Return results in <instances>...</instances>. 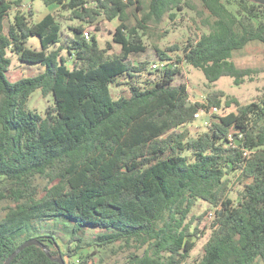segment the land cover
<instances>
[{"label": "trees", "instance_id": "obj_1", "mask_svg": "<svg viewBox=\"0 0 264 264\" xmlns=\"http://www.w3.org/2000/svg\"><path fill=\"white\" fill-rule=\"evenodd\" d=\"M43 1L79 24L64 34L55 14L34 22L22 0H0V264L32 239L25 236L36 222L58 217L72 222L66 251L53 233L35 239L66 264L85 245L116 244L145 249L128 264H185L195 247L191 237L207 231L202 257L187 264H264V92L246 105L223 93L191 103L187 86L176 83L185 62L210 83L227 76L242 84L250 71L233 56L264 44V5L199 0L209 32L183 49L171 47L182 50L176 63L158 50L157 62L166 65L153 73L132 58L146 52L140 30L166 15L174 19L187 0ZM131 6L142 14L134 26ZM101 18L120 21L112 38L119 51L84 37L86 26L99 31ZM30 37L39 38L40 50L26 46ZM9 50L44 71L11 83ZM122 84L130 95L113 99L110 86ZM37 90L54 99L45 116L28 108ZM222 107L235 111L210 116L206 130L191 136L186 126L200 110ZM231 174L243 186L237 200L228 195ZM198 201L214 207L215 218L191 233ZM11 264L58 263L32 245Z\"/></svg>", "mask_w": 264, "mask_h": 264}, {"label": "rangeland", "instance_id": "obj_2", "mask_svg": "<svg viewBox=\"0 0 264 264\" xmlns=\"http://www.w3.org/2000/svg\"><path fill=\"white\" fill-rule=\"evenodd\" d=\"M187 2L188 4L183 7V10L176 12V17H174V19L166 15L161 23L156 24L152 22L148 24L147 29L140 30L144 45L146 46V52L133 56L132 58L134 61L148 62L149 69H152V64L160 60L157 51L161 50L167 51L172 57L171 61L176 63L177 57L183 56L182 50L170 51L169 49H171V47L177 45L180 49H183L189 40H195L202 34L209 32V25L206 23L208 15L204 11L201 2L199 0H187ZM22 6L21 9L32 10L34 13V22H38L41 18L46 16V14H55L62 23L64 34L70 33L68 27L79 24L78 21L70 20L69 13L62 12L57 5L46 6L43 0H22ZM127 13L129 16V23L132 26L136 25L137 21L142 17V14L135 11V6H131ZM12 17L13 13L11 15V18ZM119 24L120 21L118 19L109 21L105 18H101L98 27L99 31H95L94 26H86V29L97 37L102 48L112 47V51L117 52L120 50V46L113 43L112 38ZM26 46L33 50L41 49L40 41L37 37H30ZM63 55H66L65 51ZM8 58L10 59L11 65L6 74L11 83H15L22 78L35 77L44 71V67L40 64L20 62L17 55L10 50L8 51ZM233 61L239 68L250 71L240 85H235L234 79L227 76L220 78L215 83H210L201 70L185 62L178 64L180 74L176 77V83H184L187 86L191 103L206 104L208 97L213 93H223L226 97H234L242 105L256 102L264 92V44L260 42L251 43L244 50L237 51L233 56ZM68 65L71 67L70 62ZM153 73H155V71ZM151 77L155 78L157 75L155 74ZM145 79L146 76L143 77L142 81ZM110 91L115 100L122 96L127 97L130 95L129 87L126 84L120 86L112 85L110 86ZM222 99H225V97ZM53 104L54 99L52 95L44 96L41 90H37L29 99L28 108L45 116L47 109L53 106ZM202 110L205 111V115L202 114L199 118H196L192 124L186 126L193 137L206 130V119H209L206 115L213 117L222 116L231 111H235V107L227 110H224L223 107L219 110H214V108ZM228 178L232 181L228 195L230 198L237 200L238 193L242 190L243 186L236 182L235 174L229 175ZM37 183L41 188L47 185V182L44 180H38ZM6 204L8 203L4 205ZM215 211L216 209L209 204L198 201L190 213L192 219L190 228L191 233H193L196 225H199L201 230L208 228L215 218ZM199 217H203L201 223L194 220ZM35 225L36 228L27 233L25 236L26 238L30 237L35 239L40 235L53 233L58 237V241L62 248L65 251L67 250L68 240L72 232V222L58 217L56 219L36 222ZM208 237L209 231H207L204 236L198 234L191 237V240L195 243V247L185 264L202 257L204 253L203 245ZM144 250L145 249L136 250L135 248H128L124 244H116L107 248L89 247L85 245L78 254L71 258L67 257L66 261L67 264H83V260H87V264H128L132 253L143 254ZM78 259L81 261L80 263H77Z\"/></svg>", "mask_w": 264, "mask_h": 264}, {"label": "water", "instance_id": "obj_3", "mask_svg": "<svg viewBox=\"0 0 264 264\" xmlns=\"http://www.w3.org/2000/svg\"><path fill=\"white\" fill-rule=\"evenodd\" d=\"M248 1H250V2H253V3H256V4H260V5H264V0H248ZM79 37H80V35H77L76 36V39H79ZM32 245H36V246H39V247H41L44 251H45V253H46V255L52 260V261H54V262H57L58 264H66V262H65V260L62 258V257H60V258H58V259H55V258H53L52 256H51V254H50V251H49V249L44 245V244H42L41 242H39L38 240H36V239H31V240H28L27 242H25L7 261H6V263L5 264H11L12 263V261H13V259H15L16 258V256L20 253V252H22L24 249H26V248H28V247H30V246H32Z\"/></svg>", "mask_w": 264, "mask_h": 264}, {"label": "built area", "instance_id": "obj_4", "mask_svg": "<svg viewBox=\"0 0 264 264\" xmlns=\"http://www.w3.org/2000/svg\"><path fill=\"white\" fill-rule=\"evenodd\" d=\"M124 1H127V0H124ZM90 36H91L90 31H89L88 29L85 30V32H84V37H85L86 39H89ZM165 65H166V63H160V62L153 63V64H152V70H153V71L161 70V69H163V68L165 67ZM214 110H218V109H217V108H214ZM202 114L205 115V111H204V110L198 112V113L195 115V119H196V118H199ZM206 117L209 118L210 116H209V115H206Z\"/></svg>", "mask_w": 264, "mask_h": 264}, {"label": "crops", "instance_id": "obj_5", "mask_svg": "<svg viewBox=\"0 0 264 264\" xmlns=\"http://www.w3.org/2000/svg\"><path fill=\"white\" fill-rule=\"evenodd\" d=\"M46 15H47V14H46ZM44 17H45V16H44ZM44 17H43V18H44ZM41 19H42V18H41ZM41 19H40V20H41ZM40 20H39V21H40Z\"/></svg>", "mask_w": 264, "mask_h": 264}]
</instances>
